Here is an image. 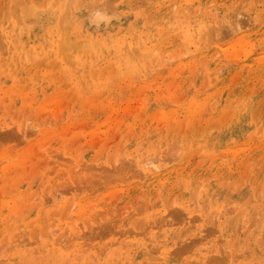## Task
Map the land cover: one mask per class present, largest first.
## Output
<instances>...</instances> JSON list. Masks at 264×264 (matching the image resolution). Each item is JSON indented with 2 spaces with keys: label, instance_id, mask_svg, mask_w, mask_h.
Wrapping results in <instances>:
<instances>
[{
  "label": "rangeland",
  "instance_id": "rangeland-1",
  "mask_svg": "<svg viewBox=\"0 0 264 264\" xmlns=\"http://www.w3.org/2000/svg\"><path fill=\"white\" fill-rule=\"evenodd\" d=\"M30 1L9 49L0 0V264H264V0Z\"/></svg>",
  "mask_w": 264,
  "mask_h": 264
},
{
  "label": "bare ground",
  "instance_id": "bare-ground-1",
  "mask_svg": "<svg viewBox=\"0 0 264 264\" xmlns=\"http://www.w3.org/2000/svg\"><path fill=\"white\" fill-rule=\"evenodd\" d=\"M54 1H56V0H54ZM105 1H107V4H108V2L110 1H108V0H105ZM105 1H101V3H103V2H105ZM153 1V0H152ZM177 1V0H176ZM208 1L209 0H179L178 1V6L179 7H181V9L182 8H186L187 10H186V12H189V13H193V14H195L196 12H198L197 11V9L198 8H202V9H205L206 7H208V5H211V3L210 4H208ZM255 1H257V0H255ZM116 2V1H115ZM164 2V1H163ZM6 3H7V5L9 4L10 6H9V9H11V18H10V20L9 21H7V22H5L4 24H3V26L7 23V27H5L6 29H5V37H4V39H5V41H6V46H7V48H14V46H16V44L18 45V44H22L21 42V40L20 39H22V36H21V32H22V30H26L27 28H25V27H27V24H29L28 23V21L26 20L28 17H29V14H31V12H34V11H36V9H35V7H37L36 5H34V4H32V1H30V0H6ZM50 3V2H49ZM53 3V2H52ZM69 3V2H68ZM68 3H65V7L64 6H62V5H60V6H58V5H55V4H51L53 7H55V9H53L52 11H53V13H55V12H62V16H64L65 15V12H66V8H67V5H68ZM112 3V0H111V2H110V4ZM139 3V2H138ZM30 4V5H29ZM67 4V5H66ZM100 4V3H99ZM109 4V5H110ZM208 4V5H207ZM43 5V4H42ZM45 5V4H44ZM43 5V6H44ZM96 5V4H95ZM98 5V4H97ZM105 5V4H104ZM104 5H101V6H104ZM158 5V4H157ZM166 5V4H165ZM42 6V7H43ZM137 6V5H136ZM159 6V5H158ZM41 7V8H42ZM50 7V6H49ZM79 7H81V6H79ZM110 7H112V5L110 6ZM34 8V10H32ZM41 8H37V9H41ZM44 8V7H43ZM52 8V7H51ZM107 8V7H106ZM173 8V7H172ZM112 9V11H113V9L114 8H111ZM180 9V10H181ZM7 10V9H6ZM32 10V11H31ZM79 10V9H78ZM65 11V12H64ZM171 11H172V9H171ZM206 11H208V10H206ZM238 12V11H237ZM167 13V12H166ZM6 14V13H5ZM64 14V15H63ZM236 14V13H235ZM66 15H67V13H66ZM69 15V14H68ZM243 15V14H242ZM241 15V16H242ZM62 16H60L59 14H58V17H62ZM57 17V18H58ZM65 17V16H64ZM63 17V18H64ZM114 17H116L114 14H112V13H110V12H108V9L107 10H105V9H103V8H99L98 6H94V7H92L91 9H89L88 11H87V13H86V15H85V17H84V23L86 24V26H91V27H95V28H97L98 29V27L101 25V26H105V25H107L109 22H110V20L113 18L114 19ZM244 17V16H243ZM240 19V18H239ZM245 19H247L246 17H245ZM29 20V19H28ZM31 20V19H30ZM238 20V19H237ZM251 20V19H250ZM32 21V20H31ZM60 21H63V19L62 20H60V18H58L57 20H56V18H55V22H54V25L52 26L53 28H54V31H52L51 33H50V37H51V35L52 34H55V36H57L56 37V40L53 38V41L55 40V42H52L51 40H50V42H52V44H53V46L55 47H53L54 49H53V52H56L58 55L60 54H62L63 56H65V54H67V56H71V57H73V54L75 55L77 52H80V51H85L84 53H82L81 54V52L79 53V55H84V54H86L88 51V49H87V44H86V46H85V44H81L82 45V47H81V45H80V43H78V44H75L74 46H73V44L74 43H72L71 44V42H68L67 40V38H65L64 39V37L63 36H65L66 35V33L64 32L65 30H62L63 28H62V26H60L61 24H60ZM247 21V20H246ZM244 23H245V21H243ZM25 23H27V24H25ZM62 23V22H61ZM249 23V22H248ZM243 24V23H242ZM247 24V23H246ZM26 25V26H25ZM234 25V24H233ZM245 25V24H244ZM243 25V26H244ZM249 25V24H248ZM220 26V25H219ZM235 26V25H234ZM75 27H77V26H75ZM206 27V26H205ZM224 27V26H223ZM249 27V26H248ZM65 28V27H64ZM81 28V27H80ZM79 28V29H80ZM213 28V27H212ZM219 28H221V26L219 27ZM237 28V27H236ZM66 29V28H65ZM217 28H215V29H213V30H216ZM226 29V28H225ZM224 29V30H225ZM241 29H243V28H241ZM202 30V29H201ZM227 30V29H226ZM236 30V29H235ZM49 31V30H48ZM50 31H51V29H50ZM63 33H65L64 35L61 33V32ZM208 31V30H207ZM239 31V30H238ZM19 33V37H17L16 36V33ZM226 32V31H225ZM225 32H224V34H225ZM46 33V32H45ZM48 33V32H47ZM202 33V32H201ZM200 33V34H201ZM207 33H209V32H207ZM206 33V34H207ZM212 33V32H211ZM214 33H216V31L214 32ZM220 33H222V31L220 32ZM206 34H204V35H206ZM230 34V33H229ZM48 35V34H47ZM63 35V36H62ZM91 35V34H90ZM208 35V34H207ZM223 35V34H222ZM221 35V36H222ZM228 35V34H227ZM217 36V35H216ZM219 36H220V34H219ZM220 36V37H221ZM229 36V35H228ZM228 36H226V37H228ZM0 37H1V34H0ZM65 37H67V36H65ZM206 37H208V36H206ZM225 37V38H226ZM84 38V37H83ZM199 38V37H198ZM2 39V38H1ZM99 39V38H98ZM200 39H201V37H200ZM66 40V41H65ZM70 41V40H69ZM90 41V40H89ZM201 41H203V38H202V40ZM1 42V41H0ZM92 42V43H91ZM194 42V41H193ZM208 42H209V40H208ZM94 43V45L96 46L97 45V43L95 44V41H90V45H89V52H90V49H94L95 48V46L93 45V47L91 48L90 46L92 45ZM195 43V42H194ZM119 44V43H118ZM3 43H2V48H4L3 47ZM99 45V44H98ZM211 45V44H210ZM217 45V44H216ZM78 47V48H75V51L77 50V49H80L79 51L77 50L76 52H74V47ZM206 46V45H205ZM218 46V45H217ZM226 46V45H225ZM224 46V47H225ZM17 47V46H16ZM83 47H84V49H83ZM85 47H86V50H85ZM100 47H101V45H99V49H100ZM203 47V46H202ZM29 49H30V47H28ZM97 48V47H96ZM123 48V47H122ZM134 48V47H133ZM201 48V47H200ZM199 48V49H200ZM222 48V47H221ZM29 49H27V48H25V47H23L22 46V48H20V49H18V51H19V53H24L23 55H25V56H28L29 58L32 56H30V50ZM51 49V48H50ZM73 49V50H72ZM124 49V48H123ZM122 49V50H123ZM132 49V48H131ZM129 50V51H132V50ZM135 49V48H134ZM198 49V50H199ZM202 49V48H201ZM1 50H3V49H1ZM71 50V51H70ZM97 50V49H96ZM96 50H95V52H96ZM68 51H70L71 52V54H70V52H68ZM72 51H73V54H72ZM4 52V51H3ZM2 52V53H3ZM69 54H68V53ZM123 52H125L124 50H123ZM5 53V52H4ZM33 53V52H32ZM91 53H93L92 51H91ZM134 52H132L131 54H127V56H129V58L130 59H133L134 57H135V55H136V53H134ZM138 53V52H137ZM95 54V53H94ZM100 54V53H99ZM146 54V53H145ZM234 54V53H233ZM76 55H78V54H76ZM75 55V56H76ZM91 55V54H90ZM132 55H133V58H132ZM262 55V54H261ZM96 56V55H95ZM144 56V55H143ZM150 56V55H149ZM157 56V55H156ZM156 56L154 55V57L156 58ZM28 57H25V59L27 60V58ZM70 57V58H71ZM77 57V56H76ZM93 57V56H92ZM99 57V56H98ZM140 57V56H139ZM151 57V56H150ZM149 57V58H150ZM153 57V58H154ZM257 58H258V56H256ZM34 58V57H33ZM33 58H32V60H33ZM128 58V57H127ZM136 58V57H135ZM138 58V57H137ZM142 58V57H141ZM147 58V57H146ZM148 58V59H149ZM22 59V58H21ZM31 59V58H30ZM29 59V60H30ZM35 59V58H34ZM73 59V58H72ZM139 59V61H140V58H138ZM144 59V58H143ZM25 60V61H26ZM29 60H27V62H29ZM45 60V59H44ZM172 60V59H171ZM145 61V60H144ZM150 61V60H149ZM146 62V61H145ZM158 63H160V61L158 62ZM169 63H170V61H169ZM256 63H257V61H256ZM168 64V63H167ZM35 70V69H34ZM171 71V70H170ZM30 74V73H29ZM211 74V73H210ZM213 75H215L214 73H212ZM144 75V74H143ZM142 75V76H143ZM34 76V75H33ZM209 77V76H208ZM211 77V76H210ZM145 78V77H144ZM116 80V79H115ZM210 80H211V78H210ZM255 80V79H254ZM211 83V82H210ZM189 86V85H188ZM204 87V86H203ZM205 88V87H204ZM203 89V88H202ZM171 90V89H170ZM187 91V90H186ZM185 94V93H184ZM218 95V94H217ZM240 100V99H239ZM179 103V102H178ZM195 104V103H194ZM194 104H192V105H194ZM49 110H51V109H49ZM46 115V114H45ZM156 116H157V114H156ZM202 116V115H201ZM153 117H154V115H153ZM19 119V118H18ZM59 120V119H58ZM111 120V119H110ZM224 120V119H223ZM26 121V120H25ZM152 122V121H151ZM50 124V123H49ZM26 125V124H25ZM23 126V125H22ZM36 126V125H35ZM88 126V125H87ZM206 126V125H205ZM86 128V127H85ZM84 129V128H83ZM100 129V128H99ZM27 132H29V131H27ZM262 135H264V134H262ZM117 137V136H116ZM5 138V137H4ZM7 138V137H6ZM3 140V139H2ZM8 141V140H7ZM10 141V140H9ZM2 143V142H1ZM9 143V142H8ZM7 143V144H8ZM15 143V142H14ZM173 143H174V141H173ZM49 144V143H48ZM51 144V143H50ZM53 144V143H52ZM61 144V143H60ZM59 144V145H60ZM46 145V144H45ZM17 146V145H16ZM20 146V145H19ZM29 146H31V145H29ZM95 146V145H94ZM32 147V146H31ZM47 148V147H46ZM45 148V149H46ZM171 148V147H170ZM170 148L167 150V152L170 150ZM25 149V148H24ZM44 149V150H45ZM48 150V149H47ZM46 150V151H47ZM173 150H175V149H173ZM60 151V150H59ZM58 152V151H57ZM24 153V152H23ZM50 153V152H49ZM59 153V152H58ZM163 153H165V152H163ZM173 153V152H172ZM46 155H47V153H46ZM60 155V154H59ZM170 155V154H169ZM173 155V154H172ZM4 156V155H3ZM31 156V155H30ZM113 156V155H112ZM178 156V155H177ZM57 157H59V156H57ZM61 158H63V157H60V159ZM67 158V157H66ZM157 158V157H156ZM69 159V158H68ZM128 159V158H127ZM133 159V158H132ZM172 159H173V157H172ZM26 160V159H25ZM58 160V159H57ZM63 160V159H62ZM72 160V159H71ZM151 160V159H150ZM155 160V159H154ZM159 160V159H158ZM157 160V161H158ZM162 160H164V159H162ZM165 160H166V158H165ZM82 161V160H81ZM80 161V162H81ZM142 161V160H141ZM146 161V160H145ZM170 161V160H169ZM173 161V160H172ZM123 162V161H122ZM140 162V161H139ZM154 162V161H153ZM153 162L151 163V165L153 164ZM23 163H24V161H23ZM117 163V162H116ZM128 163H130V162H128ZM187 163V162H186ZM67 164V163H66ZM82 164V163H81ZM84 164V163H83ZM121 164V163H120ZM49 165V164H48ZM71 165V164H70ZM72 165H74V164H72ZM86 165V164H85ZM113 165V164H112ZM128 165V164H127ZM131 165V164H130ZM196 165H198V163L196 164ZM40 166V165H39ZM92 166V165H91ZM132 166V165H131ZM3 167V166H2ZM6 167V166H5ZM103 167V166H102ZM130 167V166H129ZM128 167V168H129ZM150 167V166H149ZM27 168V167H26ZM25 168V169H26ZM83 168V167H82ZM81 168V169H82ZM107 167H105V169H106ZM121 168H122V165H121ZM152 168V167H151ZM86 169V168H85ZM98 169V168H97ZM133 168H131V170H132ZM135 169V168H134ZM133 169V170H134ZM153 169V168H152ZM156 169V168H155ZM23 170V169H22ZM21 170V171H22ZM84 170V169H83ZM102 170V169H101ZM130 170V171H131ZM132 170V171H133ZM112 171V170H111ZM135 171V170H134ZM81 172H82V170H81ZM104 172H106V171H104ZM127 172V171H126ZM78 173V172H77ZM130 173V172H129ZM30 174V173H29ZM132 174V173H131ZM130 174V175H131ZM136 174V173H135ZM141 174V173H140ZM102 175V174H101ZM129 175V174H128ZM123 176V175H122ZM133 176V175H132ZM128 177V176H127ZM138 177H139V174H138ZM137 177V178H138ZM80 178V177H79ZM126 178V177H125ZM131 178V177H130ZM150 178H152V177H150ZM140 179H141V176H140ZM111 180V179H110ZM131 180V179H130ZM142 180V179H141ZM112 181V180H111ZM110 181V182H111ZM129 181V180H128ZM127 181V182H128ZM106 182V181H105ZM108 182V181H107ZM123 182V181H122ZM92 183V182H91ZM96 183V182H95ZM78 185H79V183H77ZM85 184V183H84ZM93 184V183H92ZM108 184V183H107ZM113 184V183H112ZM148 184H149V182H148ZM85 186V185H84ZM101 186H103V185H101ZM105 186V185H104ZM66 187V186H65ZM99 187V186H98ZM106 187V186H105ZM200 187V186H199ZM76 188V187H75ZM140 188V187H139ZM77 189V188H76ZM87 189V188H86ZM90 189V188H89ZM101 190H102V188H100ZM200 189V188H199ZM262 189H264V188H262ZM61 190V189H60ZM79 190V189H78ZM77 190V191H78ZM99 190V189H98ZM13 191V190H12ZM80 191V190H79ZM61 192H62V190H61ZM99 192V191H98ZM114 192V191H113ZM63 193V192H62ZM68 193V192H67ZM197 193V192H196ZM168 195V194H167ZM157 196V195H156ZM145 199V198H144ZM173 200V199H172ZM158 201V200H157ZM75 203V202H74ZM146 203V202H145ZM156 203V202H155ZM67 204V203H66ZM76 204V203H75ZM73 206V205H72ZM146 206V205H145ZM173 206V205H172ZM128 207V206H127ZM144 207V206H143ZM73 208V207H72ZM101 208V207H100ZM123 208V207H122ZM144 208H146V207H144ZM153 208V207H152ZM150 209V208H149ZM149 209H148V211H149ZM168 209V208H167ZM167 209H165V210H167ZM178 209V208H177ZM177 209H176V211H177ZM68 211H69V209H68ZM170 211V210H169ZM172 211H173V209H172ZM172 211H170V212H172ZM122 212V211H121ZM169 212V213H170ZM179 212V211H178ZM177 212V213H178ZM224 212V211H223ZM108 213V212H107ZM180 213V212H179ZM225 213H228L229 214V212H226L225 211ZM67 214V213H66ZM133 214V213H132ZM173 214H176L175 213V211H174V213ZM86 215V214H85ZM119 215V214H118ZM121 215V214H120ZM134 215V214H133ZM137 215V214H136ZM171 215H172V213H171ZM176 215H178V214H176ZM180 216L182 215V212L179 214ZM178 215V216H179ZM215 215V214H214ZM179 216V217H180ZM192 217H194V219H195V216L194 215H191ZM171 217H174V215L173 216H171ZM182 217L184 218V215H182ZM192 217H190V218H192ZM211 217H212V215H211ZM62 218V217H61ZM118 218V217H117ZM178 218V217H177ZM214 218V217H213ZM212 218V219H213ZM175 218H173V220H174ZM179 219V218H178ZM178 219H175L176 221H181V220H178ZM185 219H187V218H185ZM197 219H199V218H197ZM197 219H195V220H197ZM211 219V220H212ZM98 220V219H97ZM108 220V219H107ZM110 220V219H109ZM117 220V219H116ZM183 220V219H182ZM192 221H193V219H191ZM190 220V221H191ZM255 220V219H254ZM105 221V220H104ZM118 221V220H117ZM185 221V220H184ZM197 221H200V219L199 220H197ZM214 222H215V220H213ZM212 221V222H213ZM237 221H240L241 222V219L239 220H237ZM114 222V221H113ZM119 223H120V221H118ZM182 222V221H181ZM186 222V221H185ZM111 223H112V221H111ZM151 224V223H150ZM161 224V223H160ZM176 224H178V223H176L175 222V224L173 223V225H176ZM213 224V223H212ZM239 224V223H238ZM153 225V224H152ZM158 225V224H157ZM162 225V224H161ZM160 225V226H161ZM3 226V225H2ZM105 226V225H104ZM115 226V225H114ZM150 226V225H149ZM236 226H238V225H236ZM235 226V227H236ZM250 226V225H249ZM80 227V226H79ZM159 227V226H158ZM157 227V228H158ZM214 227H215V225H214ZM93 228V227H92ZM107 228V227H106ZM115 228V227H114ZM113 228V229H114ZM155 228V227H154ZM53 229V228H52ZM95 229V228H94ZM127 229V228H126ZM126 229H123V230H126ZM129 229V228H128ZM153 229V228H152ZM205 229H207V228H205ZM212 229H213V227H212ZM120 230V229H119ZM131 230V229H130ZM145 230V229H144ZM204 230V229H203ZM209 230V229H208ZM235 231H234V233H236V231H237V229H234ZM54 231V230H53ZM100 231V230H99ZM129 231V230H128ZM146 231V230H145ZM207 231V230H206ZM213 231V230H212ZM55 232H56V230H55ZM104 232V231H103ZM115 232V231H114ZM118 231H116V233H117ZM124 232V231H123ZM135 234H134V233ZM209 232H211V231H209ZM130 233V232H129ZM131 233H133V236H136V235H138V233L139 232H135V231H132L131 230ZM137 233V234H136ZM215 233H217L216 231H215ZM239 233V232H238ZM82 234V233H81ZM105 234V233H104ZM122 234V233H121ZM128 234V233H127ZM141 234H142V232H141ZM181 234V233H180ZM197 234V233H196ZM114 235H115V233H114ZM205 235V234H204ZM212 235V234H211ZM210 234H209V236H211ZM215 235V234H214ZM214 235H212V236H214ZM237 235V234H236ZM235 234H234V236H236ZM99 236H100V234H99ZM116 236V235H115ZM123 236V235H122ZM129 236V235H128ZM141 236V235H140ZM208 235H207V237H209ZM73 237V236H72ZM72 237L70 238V239H72ZM106 237V236H105ZM109 237V236H108ZM196 237V236H195ZM206 236H205V238H207ZM237 237V236H236ZM235 237V238H236ZM64 238V237H63ZM63 238H62V240L61 241H63ZM97 238V237H96ZM141 238L142 239H144L145 241H148V240H146V238H143V236H141ZM197 238V237H196ZM196 238H191V239H195L196 240ZM61 239V238H60ZM65 239V238H64ZM103 239H104V237H103ZM208 239V238H207ZM21 240V239H20ZM195 240H194V242H195ZM197 240H198V238H197ZM217 242L216 243H218V244H220V245H222V240L221 241H219V239L217 238ZM17 241V240H16ZM24 241V240H23ZM65 242H66V239L64 240ZM116 241V240H115ZM199 241H200V238H199ZM201 241H202V239H201ZM200 241V242H201ZM29 242V241H28ZM58 242H60V241H58ZM26 243H27V240H26ZM68 243H69V241H68ZM70 243H71V241H70ZM116 243V242H115ZM152 243H153V241H152ZM199 243V242H198ZM5 244V243H4ZM67 244V243H66ZM190 244H191V242H190ZM197 244V243H196ZM59 245V244H58ZM70 244H68V247L70 248V246H69ZM88 245V244H87ZM62 246V245H61ZM60 246V247H61ZM67 246V245H66ZM65 246V248L67 249V247ZM89 246V245H88ZM148 246V245H147ZM192 246V245H191ZM149 247V246H148ZM64 248V247H63ZM157 248V247H156ZM188 248V247H187ZM186 248V249H187ZM158 249H159V247H158ZM177 249V248H176ZM179 249V248H178ZM189 249L190 248H188V250H187V252L186 253H189L190 251H189ZM71 250V249H70ZM148 250V249H147ZM191 250V249H190ZM66 251H68V249L66 250ZM153 251V250H152ZM172 251H173V249H172ZM171 250L169 251L170 253L172 252ZM186 251V250H185ZM225 250H223V252H224ZM212 252H213V250H212ZM154 253H156V250H155V252ZM214 253V252H213ZM225 254H226V252H224ZM223 253V255L226 257L227 255H225ZM153 254V253H152ZM169 254V253H168ZM173 254V253H172ZM183 254V253H182ZM182 254H180V256L182 255ZM227 254H228V252H227ZM167 255V254H166ZM175 255H177V254H173V256L175 257ZM184 255H187V254H185L184 253ZM183 255V256H184ZM228 255H230V254H228ZM234 255V254H233ZM236 255V254H235ZM180 256L178 257V258H180ZM238 258V257H241V255L240 256H238V254H237V256H235V258ZM213 258V257H212ZM219 258V257H218ZM234 258V259H235ZM236 258V259H237ZM99 259V258H98ZM202 259V258H201ZM235 259V260H236ZM238 259H240V258H238ZM0 260H2V259H0ZM5 260V259H4ZM7 260V259H6ZM176 260V259H175ZM234 260V261H235ZM183 261V260H182ZM188 261V260H187ZM187 261H185V262H187ZM193 261V260H192ZM211 260H208V261H206L207 263H203V264H209L208 262H210ZM225 261V260H224ZM226 261H227V259H226ZM226 261L224 262V264H226ZM233 261V262H234ZM4 262V261H3ZM145 262V261H144ZM143 262V263H144ZM188 262H190L191 264H192V262L191 261H188ZM187 262V263H188ZM205 262V261H204ZM6 263V262H5ZM142 263V264H143ZM161 263V262H160ZM195 263H196V261H195ZM198 263V262H197ZM221 263H223V261H221Z\"/></svg>",
  "mask_w": 264,
  "mask_h": 264
}]
</instances>
